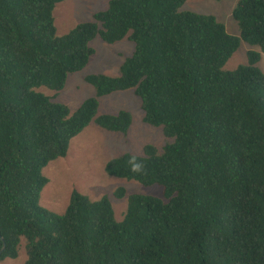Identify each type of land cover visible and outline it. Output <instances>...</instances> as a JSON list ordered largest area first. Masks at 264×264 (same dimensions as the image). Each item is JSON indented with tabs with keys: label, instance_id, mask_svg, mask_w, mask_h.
Returning a JSON list of instances; mask_svg holds the SVG:
<instances>
[{
	"label": "trees",
	"instance_id": "1",
	"mask_svg": "<svg viewBox=\"0 0 264 264\" xmlns=\"http://www.w3.org/2000/svg\"><path fill=\"white\" fill-rule=\"evenodd\" d=\"M66 1L0 0V262L17 259L25 241V264H264V0L238 3L239 36L215 16L181 11L187 0H111L58 36L54 11ZM97 37L135 50L119 76L86 78L96 94L72 114L38 90L62 92ZM242 42L260 52L226 71ZM130 90L143 122L173 141L144 147L142 174L132 154L105 170L159 186L162 197L129 195L121 222L107 196L73 191L63 214L42 207L44 169L92 123L128 134L131 113L98 111L99 99Z\"/></svg>",
	"mask_w": 264,
	"mask_h": 264
},
{
	"label": "rangeland",
	"instance_id": "2",
	"mask_svg": "<svg viewBox=\"0 0 264 264\" xmlns=\"http://www.w3.org/2000/svg\"><path fill=\"white\" fill-rule=\"evenodd\" d=\"M111 0H68L58 4L54 11L58 36H64L77 25L93 21L94 14L105 11ZM241 0H187L182 7L183 12H194L212 15L224 24L231 35L239 36V26L233 18V12ZM91 47L95 55L86 68L69 76L65 89L55 93L46 88L38 91L51 97L56 103L67 105L71 113H75L80 105L96 94L95 88L86 82L92 75L116 77L124 61L134 53L135 46L128 40L108 45L97 37ZM260 52L257 46L245 42L226 64V71H234L240 65L248 64V53ZM258 67L264 73V55ZM98 116L116 115L121 111L132 114L133 122L127 135L111 133L92 123L70 145L67 157L51 162L43 171L49 183L44 188L40 204L42 207L63 214L69 205L73 191H78L92 201L109 197L118 222L123 221L128 209V196L131 194L162 197L159 186L144 187L138 182L109 176L105 167L107 163L121 155L132 154L144 157V147L154 145L160 152L173 140L164 137L162 128H155L143 122L144 112L141 101L133 90L117 92L99 99ZM124 188L125 198L115 197L118 189ZM25 241L20 248L17 259H6L0 264H25L27 260Z\"/></svg>",
	"mask_w": 264,
	"mask_h": 264
},
{
	"label": "clouds",
	"instance_id": "3",
	"mask_svg": "<svg viewBox=\"0 0 264 264\" xmlns=\"http://www.w3.org/2000/svg\"><path fill=\"white\" fill-rule=\"evenodd\" d=\"M128 165L133 173L142 174L144 171V163L136 156H131Z\"/></svg>",
	"mask_w": 264,
	"mask_h": 264
},
{
	"label": "water",
	"instance_id": "4",
	"mask_svg": "<svg viewBox=\"0 0 264 264\" xmlns=\"http://www.w3.org/2000/svg\"><path fill=\"white\" fill-rule=\"evenodd\" d=\"M0 239L3 242V249L0 251V255H1L4 252V250H5L6 244H5L4 238L1 235H0Z\"/></svg>",
	"mask_w": 264,
	"mask_h": 264
}]
</instances>
